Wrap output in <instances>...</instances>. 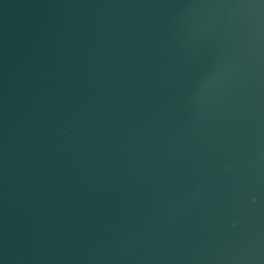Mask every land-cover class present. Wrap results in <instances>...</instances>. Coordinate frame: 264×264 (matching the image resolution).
Returning a JSON list of instances; mask_svg holds the SVG:
<instances>
[{
    "label": "water",
    "instance_id": "1",
    "mask_svg": "<svg viewBox=\"0 0 264 264\" xmlns=\"http://www.w3.org/2000/svg\"><path fill=\"white\" fill-rule=\"evenodd\" d=\"M0 264H264V0H0Z\"/></svg>",
    "mask_w": 264,
    "mask_h": 264
}]
</instances>
